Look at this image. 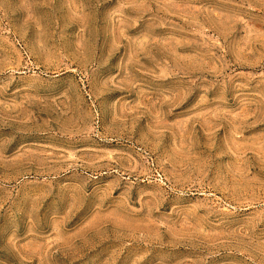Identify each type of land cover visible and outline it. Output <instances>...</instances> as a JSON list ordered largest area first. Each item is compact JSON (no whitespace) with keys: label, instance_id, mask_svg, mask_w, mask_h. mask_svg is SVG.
I'll use <instances>...</instances> for the list:
<instances>
[{"label":"rangeland","instance_id":"374dc122","mask_svg":"<svg viewBox=\"0 0 264 264\" xmlns=\"http://www.w3.org/2000/svg\"><path fill=\"white\" fill-rule=\"evenodd\" d=\"M0 264H264V0H0Z\"/></svg>","mask_w":264,"mask_h":264}]
</instances>
